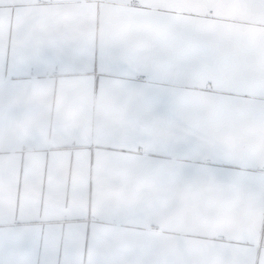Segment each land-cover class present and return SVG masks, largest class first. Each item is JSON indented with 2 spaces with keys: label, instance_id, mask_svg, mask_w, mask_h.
Wrapping results in <instances>:
<instances>
[{
  "label": "snow or ice",
  "instance_id": "1",
  "mask_svg": "<svg viewBox=\"0 0 264 264\" xmlns=\"http://www.w3.org/2000/svg\"><path fill=\"white\" fill-rule=\"evenodd\" d=\"M0 264H264V0H0Z\"/></svg>",
  "mask_w": 264,
  "mask_h": 264
},
{
  "label": "crops",
  "instance_id": "2",
  "mask_svg": "<svg viewBox=\"0 0 264 264\" xmlns=\"http://www.w3.org/2000/svg\"><path fill=\"white\" fill-rule=\"evenodd\" d=\"M75 181L81 186L80 192H81V198H83V196L86 194V190H87V176H86V174L78 172L75 176ZM37 191H38V189H37ZM56 193H57V197L59 199L64 198L65 192L63 190L62 184L57 185ZM73 203H76V200H73Z\"/></svg>",
  "mask_w": 264,
  "mask_h": 264
}]
</instances>
